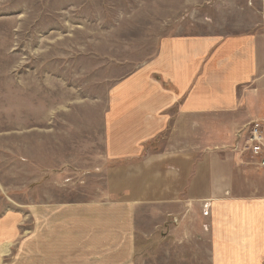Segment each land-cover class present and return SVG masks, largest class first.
<instances>
[{"label":"rangeland","instance_id":"obj_1","mask_svg":"<svg viewBox=\"0 0 264 264\" xmlns=\"http://www.w3.org/2000/svg\"><path fill=\"white\" fill-rule=\"evenodd\" d=\"M242 35L257 36V71L237 107L173 115L140 158L166 149L196 160L237 157L253 170L237 173L236 190L254 196L264 192L259 168L230 147L251 120H264L262 0H0V264H73L63 254L69 235L42 229L80 223L85 217L61 211L111 202L109 173L134 170L133 160L106 157L105 117L117 83L153 63L166 39ZM140 200L130 264H205L202 208Z\"/></svg>","mask_w":264,"mask_h":264},{"label":"crops","instance_id":"obj_2","mask_svg":"<svg viewBox=\"0 0 264 264\" xmlns=\"http://www.w3.org/2000/svg\"><path fill=\"white\" fill-rule=\"evenodd\" d=\"M256 37L166 39L153 63L115 85L105 117L106 157L133 160L135 167L132 172L109 173L111 202L61 211L71 215L69 220L85 217L80 223L47 222L42 230L54 228L70 237V249L63 252L66 261L132 263L134 206L143 198L155 204L174 202L177 211L185 212L186 206L202 208L208 246L205 264H264V192L253 196L235 187L237 173L253 170L252 166L241 165L237 157H220L218 152L196 160L193 152L166 149L140 158L145 146L167 130L173 115L237 107L239 91L257 71ZM259 171L256 174L264 179V168ZM122 192L125 194L116 200ZM4 229L0 226V237Z\"/></svg>","mask_w":264,"mask_h":264},{"label":"built area","instance_id":"obj_3","mask_svg":"<svg viewBox=\"0 0 264 264\" xmlns=\"http://www.w3.org/2000/svg\"><path fill=\"white\" fill-rule=\"evenodd\" d=\"M230 148L234 153H248L257 167L264 168V120H251L241 128Z\"/></svg>","mask_w":264,"mask_h":264}]
</instances>
